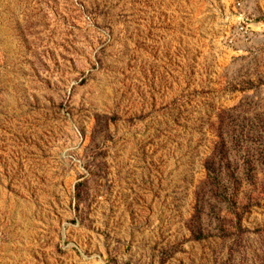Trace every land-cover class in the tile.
Listing matches in <instances>:
<instances>
[{"label":"rangeland","instance_id":"rangeland-1","mask_svg":"<svg viewBox=\"0 0 264 264\" xmlns=\"http://www.w3.org/2000/svg\"><path fill=\"white\" fill-rule=\"evenodd\" d=\"M0 264H264V0H0Z\"/></svg>","mask_w":264,"mask_h":264},{"label":"trees","instance_id":"trees-1","mask_svg":"<svg viewBox=\"0 0 264 264\" xmlns=\"http://www.w3.org/2000/svg\"><path fill=\"white\" fill-rule=\"evenodd\" d=\"M210 163V162H209ZM212 164V163H211ZM211 164H208V169H209V172H210V169H212L211 167Z\"/></svg>","mask_w":264,"mask_h":264}]
</instances>
